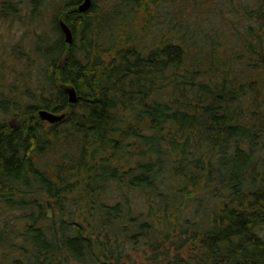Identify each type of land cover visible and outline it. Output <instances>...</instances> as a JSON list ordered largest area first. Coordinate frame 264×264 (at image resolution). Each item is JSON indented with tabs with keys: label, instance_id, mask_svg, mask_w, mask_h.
<instances>
[{
	"label": "trees",
	"instance_id": "1",
	"mask_svg": "<svg viewBox=\"0 0 264 264\" xmlns=\"http://www.w3.org/2000/svg\"><path fill=\"white\" fill-rule=\"evenodd\" d=\"M82 1L42 37L35 102L0 92V264H125L137 235L156 255L183 234L195 264H264V0Z\"/></svg>",
	"mask_w": 264,
	"mask_h": 264
},
{
	"label": "rangeland",
	"instance_id": "2",
	"mask_svg": "<svg viewBox=\"0 0 264 264\" xmlns=\"http://www.w3.org/2000/svg\"><path fill=\"white\" fill-rule=\"evenodd\" d=\"M11 1L15 4L16 10L5 12L1 10L4 0H0V92H3L7 98L10 97L14 102L26 105L34 101L30 95L28 96L27 91L36 93L40 87L41 81L38 80L42 79L39 71L40 67H43L44 48L49 47L52 39L56 37L53 31L56 8L68 0H45L34 12H31L30 7L27 6V0ZM102 1L95 0L97 8L102 7ZM59 20L61 21V19ZM95 30L104 32L106 26L101 22H96ZM50 35L52 39L49 42H44V38ZM37 37L44 38L37 41ZM35 44L40 46L38 51L33 50ZM55 114L63 116L61 112ZM39 118L41 119L40 116ZM0 119L10 122L12 125H16L19 120L9 116H1ZM41 120L48 124L58 121ZM196 219L201 221V225L204 224L202 215H197ZM258 231L264 237V225ZM188 235L172 237L163 246L156 244V253L158 252L156 255L150 245L137 235L135 238L138 239L137 243L128 244V257L123 261L125 264H163L167 259L172 260L178 254V257L183 259L186 264H195L197 255L201 254L203 249H200V242L189 238ZM178 245H181L179 250L176 249Z\"/></svg>",
	"mask_w": 264,
	"mask_h": 264
},
{
	"label": "water",
	"instance_id": "3",
	"mask_svg": "<svg viewBox=\"0 0 264 264\" xmlns=\"http://www.w3.org/2000/svg\"><path fill=\"white\" fill-rule=\"evenodd\" d=\"M90 2L91 0H83L77 6V9L81 11L87 9L88 6L90 5ZM60 26L63 31L65 41L70 43L72 41V32L69 26L64 21H60ZM64 89L68 93L69 101L74 102L76 100V93H75L74 88L70 85H66L64 86ZM38 114L41 117V119H47L48 121H51V122L58 120L62 116V115L55 114L52 111H49L43 108L38 110Z\"/></svg>",
	"mask_w": 264,
	"mask_h": 264
}]
</instances>
